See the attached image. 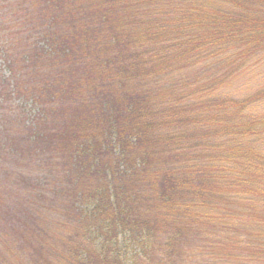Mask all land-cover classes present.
<instances>
[{
    "label": "trees",
    "instance_id": "trees-1",
    "mask_svg": "<svg viewBox=\"0 0 264 264\" xmlns=\"http://www.w3.org/2000/svg\"><path fill=\"white\" fill-rule=\"evenodd\" d=\"M0 66V264H264V0H0Z\"/></svg>",
    "mask_w": 264,
    "mask_h": 264
},
{
    "label": "rangeland",
    "instance_id": "rangeland-1",
    "mask_svg": "<svg viewBox=\"0 0 264 264\" xmlns=\"http://www.w3.org/2000/svg\"><path fill=\"white\" fill-rule=\"evenodd\" d=\"M16 52H18V50ZM0 70L4 74H6V75L8 74L7 67L0 66ZM252 76H253L252 74L251 75L247 74L246 76H243L242 78H240L238 80V83L237 84L236 83H234L233 85H232V83L231 84H227V86H228L227 89H231V91L232 90L244 91L246 89V87H253L254 82H256V83L258 82V78L259 77L252 78ZM256 78H257V80L255 81ZM228 93H230V90L228 91Z\"/></svg>",
    "mask_w": 264,
    "mask_h": 264
}]
</instances>
